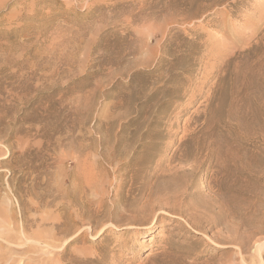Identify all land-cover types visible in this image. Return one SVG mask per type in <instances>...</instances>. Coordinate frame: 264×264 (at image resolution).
<instances>
[{
	"label": "rangeland",
	"instance_id": "rangeland-1",
	"mask_svg": "<svg viewBox=\"0 0 264 264\" xmlns=\"http://www.w3.org/2000/svg\"><path fill=\"white\" fill-rule=\"evenodd\" d=\"M0 264H264V0H0Z\"/></svg>",
	"mask_w": 264,
	"mask_h": 264
},
{
	"label": "bare ground",
	"instance_id": "bare-ground-1",
	"mask_svg": "<svg viewBox=\"0 0 264 264\" xmlns=\"http://www.w3.org/2000/svg\"><path fill=\"white\" fill-rule=\"evenodd\" d=\"M208 227H210V228H208ZM208 227H207L208 229H210V230L212 229L211 225H209ZM150 231H152V230H149V232H150ZM214 237H215V236H214ZM210 238H211V237H210ZM210 238H209V239H210ZM211 239H212V238H211ZM231 239H232V238H231ZM224 240H225V239H224ZM229 241H230V240H229ZM229 241H227V242H229ZM239 241H240V240H239ZM239 241H237V242H239ZM239 243H240V242H239ZM237 244H238V243H237ZM261 246H263V244H260L259 247H261ZM241 247H242V245H241ZM239 248H240V247H239ZM260 251H261V249H260Z\"/></svg>",
	"mask_w": 264,
	"mask_h": 264
}]
</instances>
